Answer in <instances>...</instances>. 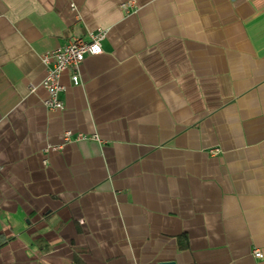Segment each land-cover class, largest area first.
I'll return each mask as SVG.
<instances>
[{
	"label": "crops",
	"instance_id": "crops-1",
	"mask_svg": "<svg viewBox=\"0 0 264 264\" xmlns=\"http://www.w3.org/2000/svg\"><path fill=\"white\" fill-rule=\"evenodd\" d=\"M125 1L0 0V264H264V0Z\"/></svg>",
	"mask_w": 264,
	"mask_h": 264
},
{
	"label": "built area",
	"instance_id": "built-area-1",
	"mask_svg": "<svg viewBox=\"0 0 264 264\" xmlns=\"http://www.w3.org/2000/svg\"><path fill=\"white\" fill-rule=\"evenodd\" d=\"M134 1L127 0L120 4L125 12L134 9ZM106 30L97 28L93 31H87L85 36H71L64 45L55 47L41 56L43 64L46 66V73L42 80V85L47 91V96L43 104L49 110H61L63 101L60 98V92L63 85L60 83V77L63 72L68 71L72 85L80 83V66L86 56L96 55L102 52V40L105 38ZM95 138V136H86L84 134H75V140L85 138ZM73 138L70 131L64 133V139L69 141ZM53 146L52 149H56ZM219 148L210 149L211 153H216ZM252 254L256 258H262L260 249L255 248Z\"/></svg>",
	"mask_w": 264,
	"mask_h": 264
},
{
	"label": "water",
	"instance_id": "water-1",
	"mask_svg": "<svg viewBox=\"0 0 264 264\" xmlns=\"http://www.w3.org/2000/svg\"><path fill=\"white\" fill-rule=\"evenodd\" d=\"M159 264H176L175 261H165V262H160Z\"/></svg>",
	"mask_w": 264,
	"mask_h": 264
}]
</instances>
